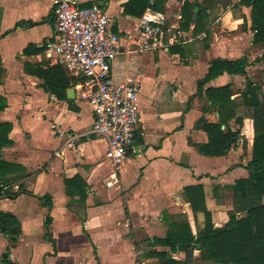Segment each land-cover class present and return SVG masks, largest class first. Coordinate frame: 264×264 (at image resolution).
<instances>
[{
    "label": "crops",
    "instance_id": "crops-1",
    "mask_svg": "<svg viewBox=\"0 0 264 264\" xmlns=\"http://www.w3.org/2000/svg\"><path fill=\"white\" fill-rule=\"evenodd\" d=\"M54 1L0 0V106L4 105L0 123L11 125V144L0 150V184L8 187L0 192V212L12 215L20 228L15 237L0 232V264H160L153 252L167 253L177 264H215L200 259V246L189 253L171 252L158 241L167 235L164 214L186 215L192 235L196 234L184 199L186 187H203L212 222L221 227L232 203L225 191L217 201L213 188L247 177L243 166L251 159L252 119L244 118L241 129L245 151L238 146L224 157L198 152L195 146L205 145L207 136L195 124L200 118L218 122V113L209 110L203 96H196L212 61L245 58L248 75L264 60V48L252 44L251 9L240 5V0H149L143 13L156 2L168 18L167 35L179 28L182 36L180 43L163 50L120 55L112 63L116 81L140 80L139 123L134 134L137 153L120 167L119 185L107 189L104 182L110 164L105 142L92 137L65 145L67 135L89 130L93 114L80 98L79 79L44 48L54 38ZM129 1L73 2L79 8L99 6L111 31L122 38L142 16L137 14L143 3L124 12ZM185 3L189 5L185 15L193 20L182 29ZM57 65L70 82H76L70 83L62 100L48 93L34 74ZM244 84L243 77L224 73L204 89L229 85L231 100L240 103ZM70 89L72 99L67 94ZM168 89L171 101L165 96ZM229 125L236 129L234 121ZM74 178L85 185L83 199L78 181L70 187L73 196L66 194L65 181ZM46 218H50V240ZM196 222L202 229L203 214L196 215ZM97 237L103 238L104 245ZM103 252L110 261L103 260Z\"/></svg>",
    "mask_w": 264,
    "mask_h": 264
},
{
    "label": "trees",
    "instance_id": "trees-1",
    "mask_svg": "<svg viewBox=\"0 0 264 264\" xmlns=\"http://www.w3.org/2000/svg\"><path fill=\"white\" fill-rule=\"evenodd\" d=\"M148 2L149 0H130L124 12L128 14L129 7L143 3L137 14L140 17ZM240 5L251 9L252 44L264 48V0H240ZM151 8L159 12L156 2ZM187 8L189 5L185 3L182 7V29H187L193 20L185 15ZM199 18L200 13L196 15L195 30ZM247 67L248 61L245 58L233 61L214 60L210 63L207 74L198 84L196 96H203L207 100L209 110L218 113V122L209 123L204 118H200L195 124V129L202 130L207 136L205 145L195 146L198 152L209 157H224L238 146L245 151L246 139L241 132L244 117L239 113V107L250 110L254 135L251 159L243 166L247 177L235 180L228 186L213 188V195L217 201L220 197L222 199L224 191L231 194L232 210L227 213V222L221 227H215L212 222L211 213L206 208L203 187L201 185L186 187L183 191L185 202L194 222L198 213L203 214V228L196 229V234L192 235L186 215L176 218L164 214L163 221L167 227V235L158 242L169 247L171 252L189 253L194 247L200 246V259L203 261H211L215 264H264V96H261L260 86L248 77ZM224 73L245 79L244 88L240 92V106L231 100L233 92L229 85L204 89L206 84ZM34 74L43 80L45 90L60 100L64 99L65 90L73 82L66 78L63 68L59 65L45 70L39 68ZM3 107L4 105L0 106V109ZM230 121H234L235 130L231 129ZM10 130V124L0 123V150L11 144L8 139ZM76 181L81 185L79 194L83 199L85 185L78 178L65 181L66 194L73 196L74 192H71L70 187ZM49 224L50 218H46L48 240H50ZM0 232L6 236H18L20 233L18 221L12 215L0 212ZM151 255L157 257L160 264H177L168 257L167 253L153 252ZM7 256L8 252L2 259L6 260Z\"/></svg>",
    "mask_w": 264,
    "mask_h": 264
},
{
    "label": "built area",
    "instance_id": "built-area-1",
    "mask_svg": "<svg viewBox=\"0 0 264 264\" xmlns=\"http://www.w3.org/2000/svg\"><path fill=\"white\" fill-rule=\"evenodd\" d=\"M54 38L44 45L70 73L79 79L80 98L88 103L93 122L84 134L67 135L65 145H76L91 137L102 139L110 172L104 187L120 183V167L136 155L134 134L139 123L140 80H115L111 67L120 55H138L163 50L180 43L182 32L168 36L167 16L148 7L122 38L110 29L106 13L97 5L79 8L73 1L55 0ZM8 187L0 184V192Z\"/></svg>",
    "mask_w": 264,
    "mask_h": 264
},
{
    "label": "rangeland",
    "instance_id": "rangeland-1",
    "mask_svg": "<svg viewBox=\"0 0 264 264\" xmlns=\"http://www.w3.org/2000/svg\"><path fill=\"white\" fill-rule=\"evenodd\" d=\"M259 66L257 68H253V69H250L248 71V75H249V78L252 79L254 82H256L260 88H261V96H264V60L260 63H258ZM170 90L168 89L166 92H165V96L167 97V99L169 101H171V97H170ZM175 98V97H174ZM236 105L240 106V103L239 102H235ZM240 110H239V113L241 115H243L244 118H251V112L250 110H247V109H242L241 107H239ZM226 193H224V195L226 196V200H229V204L232 203V201L230 202L231 200V194L230 192H227L225 191ZM238 217H241V215H238ZM192 227L198 229L199 228V225L197 224V222H195V226L192 224ZM97 239L99 240L100 244L101 245H104V241H103V238L101 237H97ZM102 257H103V260L105 261H110V259L108 258L107 254H104V252L102 253Z\"/></svg>",
    "mask_w": 264,
    "mask_h": 264
},
{
    "label": "water",
    "instance_id": "water-1",
    "mask_svg": "<svg viewBox=\"0 0 264 264\" xmlns=\"http://www.w3.org/2000/svg\"><path fill=\"white\" fill-rule=\"evenodd\" d=\"M67 1H75V0H67ZM67 94L69 99H72L74 97V91L71 89L67 91Z\"/></svg>",
    "mask_w": 264,
    "mask_h": 264
}]
</instances>
